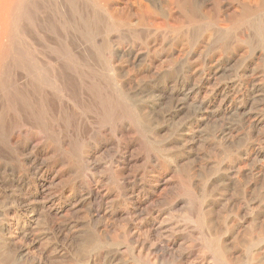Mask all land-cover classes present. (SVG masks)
I'll use <instances>...</instances> for the list:
<instances>
[{"label": "bare ground", "instance_id": "1", "mask_svg": "<svg viewBox=\"0 0 264 264\" xmlns=\"http://www.w3.org/2000/svg\"><path fill=\"white\" fill-rule=\"evenodd\" d=\"M253 110L264 0H0V264H264Z\"/></svg>", "mask_w": 264, "mask_h": 264}, {"label": "rangeland", "instance_id": "2", "mask_svg": "<svg viewBox=\"0 0 264 264\" xmlns=\"http://www.w3.org/2000/svg\"><path fill=\"white\" fill-rule=\"evenodd\" d=\"M250 115L252 117H257V118H262L264 119V111H258V110H253V111H250ZM258 115V116H257ZM261 116V117H260ZM237 121V122H236ZM234 122V123H233ZM237 125H236V124ZM220 125V123L218 124V126ZM232 125H235L239 128V126H241V118L240 117H234L233 118V121H232ZM264 125V124H263ZM213 126V127H212ZM217 128V125L214 126V124H211V126L208 128V132L212 131L213 128ZM240 138H238V144L240 145V148L243 147L244 143H247V142H250L252 140V138L250 137V139H247L245 137V135H239Z\"/></svg>", "mask_w": 264, "mask_h": 264}]
</instances>
